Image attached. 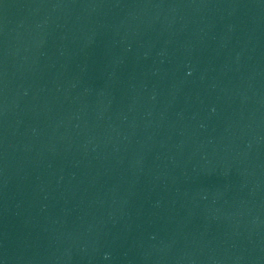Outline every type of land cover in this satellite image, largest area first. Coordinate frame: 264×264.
<instances>
[{
	"label": "water",
	"instance_id": "1",
	"mask_svg": "<svg viewBox=\"0 0 264 264\" xmlns=\"http://www.w3.org/2000/svg\"><path fill=\"white\" fill-rule=\"evenodd\" d=\"M0 264H264V0H0Z\"/></svg>",
	"mask_w": 264,
	"mask_h": 264
}]
</instances>
